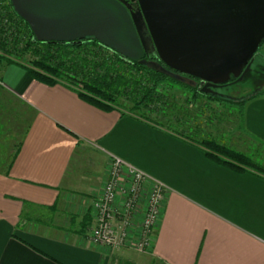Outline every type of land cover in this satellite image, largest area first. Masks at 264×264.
<instances>
[{
  "label": "crops",
  "instance_id": "obj_1",
  "mask_svg": "<svg viewBox=\"0 0 264 264\" xmlns=\"http://www.w3.org/2000/svg\"><path fill=\"white\" fill-rule=\"evenodd\" d=\"M239 106L242 136L264 165V96ZM146 116L101 108L22 65L0 67V264H264V177L208 158L203 140L237 147L180 130L182 118L177 132ZM87 149L103 174L91 167L70 178ZM113 155L166 187L148 254L89 239L91 203Z\"/></svg>",
  "mask_w": 264,
  "mask_h": 264
},
{
  "label": "water",
  "instance_id": "obj_2",
  "mask_svg": "<svg viewBox=\"0 0 264 264\" xmlns=\"http://www.w3.org/2000/svg\"><path fill=\"white\" fill-rule=\"evenodd\" d=\"M34 40L94 37L128 63L216 88L242 80L264 41V0H11ZM134 3L137 5L133 7ZM150 36L155 57L143 38Z\"/></svg>",
  "mask_w": 264,
  "mask_h": 264
},
{
  "label": "trees",
  "instance_id": "obj_3",
  "mask_svg": "<svg viewBox=\"0 0 264 264\" xmlns=\"http://www.w3.org/2000/svg\"><path fill=\"white\" fill-rule=\"evenodd\" d=\"M7 39L10 41L7 42ZM263 44L264 41L261 45ZM20 45L23 47L20 48ZM15 51L22 56H30V61L18 62L12 54ZM253 62L255 66L256 59H253ZM4 63H18L24 66L32 77L47 84L66 82L78 89L81 97L101 108H122L144 119H147V116L143 111L151 102L159 100L160 93L157 88L161 84L174 83L188 89L193 92L194 100L208 96L204 95L206 92L203 93L199 87L191 86L164 72L124 61L117 52L104 46L94 37H87L79 43L34 40L30 25L15 11L11 0H0V67ZM125 90L131 99V108L117 101L116 95L124 93ZM263 96L264 89L241 97V101L229 96V91L209 97L245 106L250 100ZM151 122L161 127L165 125L154 119ZM200 143L207 157L214 162L236 172L249 171L264 177V165L252 157L222 146L214 140H203Z\"/></svg>",
  "mask_w": 264,
  "mask_h": 264
},
{
  "label": "rangeland",
  "instance_id": "obj_4",
  "mask_svg": "<svg viewBox=\"0 0 264 264\" xmlns=\"http://www.w3.org/2000/svg\"><path fill=\"white\" fill-rule=\"evenodd\" d=\"M4 22H6V20ZM9 41L10 39H7V42ZM19 47L22 48L23 45H20ZM12 54L14 58H16V60L21 63L28 62L31 58L30 56H22L17 51L13 52ZM255 57L256 64L254 68H258V71L256 72L254 70V72H252L253 70L249 69L243 75L242 80H238V77L232 76L230 79L231 88L227 90V92L229 91V96L239 98V100L241 101L243 99L241 97H244L256 90L264 89V44L259 47V50L255 54ZM184 82L193 86L187 79ZM148 85L150 86V84ZM205 89L212 90L214 88L207 87ZM157 91H159L160 93L159 100H156L158 99L156 98V101L151 102L149 106H147L148 108L143 111V114H146L152 119L164 123L166 126L174 127L176 129L175 131L177 132L179 131V127H176L175 125H177L181 121L180 118H182L181 122L185 125H182V129L180 130H185L188 134L191 135L197 134L200 137L211 136V138L224 142L225 145L237 147L236 149L240 148V150H246L249 156L259 159V152L257 151L256 153V150L252 148L253 145H255L256 147L258 145L254 143L253 140L247 141L251 140L248 136H242L243 133H245L242 114L243 109L239 106L238 103L237 105H234L232 103H222L210 98L209 96H201L199 100H194L192 97V91L181 88L174 83L161 84V86L157 88ZM127 94L128 93L125 90L124 93L116 95L117 101L118 103L122 102L121 104L127 106V108H131V99ZM200 101L202 102V105L199 104ZM236 149L235 151H237ZM99 160L101 159L98 154L95 155V151L90 149L84 150L78 157L76 164L73 163V169H71L69 173L70 178L77 175L78 171H83L85 172V174L92 172L90 171L91 167L95 173L103 174V167L101 166ZM94 165L96 167L98 166V168L94 167ZM107 179L108 172L101 190L97 192V194L93 197L91 203L92 216L94 220L93 226L96 224V208L94 207V202L102 195ZM122 201L123 197L119 193L115 201V206H117V209L119 210L121 209L120 206ZM118 216L114 220L113 227L117 231V234L120 235V226L122 225V221ZM139 223V221H135V224L129 225V233H131L127 236L122 237L121 246L117 248H108L112 251H117L122 248H129L132 251L140 254H148V252L140 251L137 248V244L141 240V236L137 235L139 233H137L138 231L136 232L137 228L135 227V225ZM138 260L142 263H145L144 259L138 258Z\"/></svg>",
  "mask_w": 264,
  "mask_h": 264
},
{
  "label": "built area",
  "instance_id": "obj_5",
  "mask_svg": "<svg viewBox=\"0 0 264 264\" xmlns=\"http://www.w3.org/2000/svg\"><path fill=\"white\" fill-rule=\"evenodd\" d=\"M119 193L123 197L120 210L115 206ZM165 193L166 187L161 181L151 178L121 157L111 156L104 191L94 202L96 224L91 227L90 241L97 245L117 248L122 244V237L131 233L129 225L139 221L140 223L135 225L136 232L139 233L137 235L141 236L137 248L150 252L151 236L162 211ZM117 216L122 221L120 235L113 227Z\"/></svg>",
  "mask_w": 264,
  "mask_h": 264
},
{
  "label": "flooded vegetation",
  "instance_id": "obj_6",
  "mask_svg": "<svg viewBox=\"0 0 264 264\" xmlns=\"http://www.w3.org/2000/svg\"><path fill=\"white\" fill-rule=\"evenodd\" d=\"M133 7L136 8L137 5L134 3ZM143 32H144V33H143V38H144L145 43H146V45H147L149 56H150V57H155V51L153 50V46H152V42H151V40H150V36H149V34L146 32L145 29H144ZM255 59H256V58H254V60H255ZM253 65H254V62H253L252 65H251V70H253L252 72H254V70L257 72V71H258V70H257L258 68H257V69L254 68ZM186 79L189 80V83L192 84L193 86L196 85L197 87H199L200 90H202V89L204 88V85H203V86H200V85H199L200 80L196 79V81H193V80L190 79V78H185L184 81H185ZM230 82H231V80L227 81V82L224 83V84H219L218 87L212 89L209 93H207V92H206V93L203 92V93L206 94V95H208V96H214V95H222V94H225L226 91H227L228 89L231 88V86H230ZM205 88H207V87H205Z\"/></svg>",
  "mask_w": 264,
  "mask_h": 264
}]
</instances>
